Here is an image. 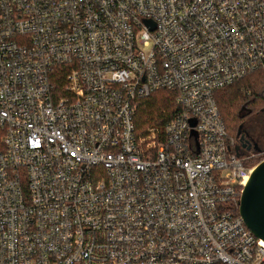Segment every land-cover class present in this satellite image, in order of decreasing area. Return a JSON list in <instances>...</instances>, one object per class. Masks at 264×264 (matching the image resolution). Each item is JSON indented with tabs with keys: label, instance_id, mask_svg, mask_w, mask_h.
Segmentation results:
<instances>
[{
	"label": "built area",
	"instance_id": "2783aa9c",
	"mask_svg": "<svg viewBox=\"0 0 264 264\" xmlns=\"http://www.w3.org/2000/svg\"><path fill=\"white\" fill-rule=\"evenodd\" d=\"M253 72L264 0H0V264H264L215 99Z\"/></svg>",
	"mask_w": 264,
	"mask_h": 264
},
{
	"label": "trees",
	"instance_id": "16d2710c",
	"mask_svg": "<svg viewBox=\"0 0 264 264\" xmlns=\"http://www.w3.org/2000/svg\"><path fill=\"white\" fill-rule=\"evenodd\" d=\"M59 84H62V80ZM215 99L227 134L234 139L235 144L244 129L249 133H259V113L264 108V76L261 73L253 72L221 87L215 93ZM136 103L134 121L138 133H143L148 127L162 126L176 109L174 94L165 89L153 91L139 98ZM247 119H252L250 124H247ZM257 152L244 150L239 155ZM259 160V156L253 157L246 164L252 165Z\"/></svg>",
	"mask_w": 264,
	"mask_h": 264
},
{
	"label": "water",
	"instance_id": "95a60500",
	"mask_svg": "<svg viewBox=\"0 0 264 264\" xmlns=\"http://www.w3.org/2000/svg\"><path fill=\"white\" fill-rule=\"evenodd\" d=\"M238 211L252 233L264 240V159L257 162L243 186Z\"/></svg>",
	"mask_w": 264,
	"mask_h": 264
},
{
	"label": "flooded vegetation",
	"instance_id": "af4514ba",
	"mask_svg": "<svg viewBox=\"0 0 264 264\" xmlns=\"http://www.w3.org/2000/svg\"><path fill=\"white\" fill-rule=\"evenodd\" d=\"M261 121L259 122V133H249L246 129L240 135L237 142L239 152L264 149V108L260 111ZM249 147V148H248Z\"/></svg>",
	"mask_w": 264,
	"mask_h": 264
},
{
	"label": "rangeland",
	"instance_id": "374dc122",
	"mask_svg": "<svg viewBox=\"0 0 264 264\" xmlns=\"http://www.w3.org/2000/svg\"><path fill=\"white\" fill-rule=\"evenodd\" d=\"M252 119H253V118H252ZM252 119H247V124H248V123L250 124V123H251V121H252ZM148 128H149V127H148ZM263 150H264V149H263ZM263 150H261V151H263ZM258 152H259V151H258ZM258 156L260 157V160H261V157H263V156H264V154H262V153H259V154H257V155H256V156H254V157H258ZM260 160H259V161H260ZM259 161H258V162H259ZM256 163H257V162H256Z\"/></svg>",
	"mask_w": 264,
	"mask_h": 264
}]
</instances>
